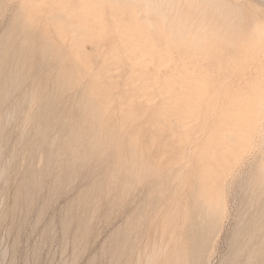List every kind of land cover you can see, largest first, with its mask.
Masks as SVG:
<instances>
[{
    "label": "rangeland",
    "instance_id": "rangeland-1",
    "mask_svg": "<svg viewBox=\"0 0 264 264\" xmlns=\"http://www.w3.org/2000/svg\"><path fill=\"white\" fill-rule=\"evenodd\" d=\"M51 1L0 0V264L264 261L261 55L252 71L254 54L230 52L229 92L258 86L262 100L227 105L116 41L81 39ZM183 216L188 258L162 263Z\"/></svg>",
    "mask_w": 264,
    "mask_h": 264
},
{
    "label": "bare ground",
    "instance_id": "bare-ground-1",
    "mask_svg": "<svg viewBox=\"0 0 264 264\" xmlns=\"http://www.w3.org/2000/svg\"><path fill=\"white\" fill-rule=\"evenodd\" d=\"M36 1L40 4L48 2V0ZM52 1L50 5L55 14L54 18H57V22L62 23L63 26L66 24L65 28H70L83 40L111 39L118 42L134 59H144L141 63V66H145L144 69H148L150 64H153L154 70L164 72L171 77L177 76L178 87L181 90L195 91L199 95L210 91L216 94L225 91L227 105L257 103L262 100L258 95L251 94L259 89L258 86L242 94L231 93L228 89L233 84L231 77L235 67L232 65L235 63V58L230 52L237 51L240 57L244 50H248L252 55L254 53L259 54V57L261 55L264 60V0ZM246 10L251 12L250 18ZM256 15L259 17L262 15L258 24H255ZM104 29L113 34H104L102 32ZM73 34L71 36L74 38L76 34ZM254 55L253 57L256 58L252 57V59L255 62L251 60L250 63L253 65L249 63L251 70L259 67L254 66L255 63H260L256 62L258 55ZM250 59L245 58L246 61ZM238 60L242 62L243 58L240 57ZM263 65L264 62L260 64ZM230 68L233 70L232 73H229ZM262 68L264 70V67ZM239 118L240 116L236 118L234 128L242 127L240 121L244 120L239 121ZM225 135L227 134H224V137ZM230 136L228 134V137ZM224 212V203L218 202L216 207H213V216H210L212 221H218L222 217L218 215H223ZM183 217L184 221L182 220L180 226L164 230V235H168L165 246L168 249L166 253L163 251L165 256L162 263L170 262L173 258L185 261L188 258L183 240L187 216Z\"/></svg>",
    "mask_w": 264,
    "mask_h": 264
},
{
    "label": "snow or ice",
    "instance_id": "snow-or-ice-1",
    "mask_svg": "<svg viewBox=\"0 0 264 264\" xmlns=\"http://www.w3.org/2000/svg\"><path fill=\"white\" fill-rule=\"evenodd\" d=\"M9 257H11V252H9ZM3 264H17V262L9 258L5 260ZM68 264H81V261L77 258H73L68 261ZM250 264H256V262L253 261V262H250ZM260 264H264V261H261Z\"/></svg>",
    "mask_w": 264,
    "mask_h": 264
}]
</instances>
